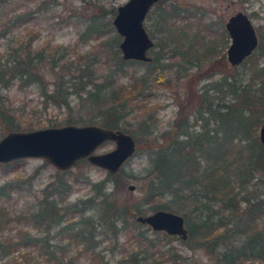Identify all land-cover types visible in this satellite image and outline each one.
I'll use <instances>...</instances> for the list:
<instances>
[{
	"label": "rangeland",
	"instance_id": "obj_1",
	"mask_svg": "<svg viewBox=\"0 0 264 264\" xmlns=\"http://www.w3.org/2000/svg\"><path fill=\"white\" fill-rule=\"evenodd\" d=\"M126 1L128 0H20V11H24V8L33 10L38 5L45 4L47 13L36 17L30 24L15 29L12 40L23 37L29 39V31H32L31 40L34 41L35 48H44L47 44L62 46L70 54L82 57H71L72 68L66 72L65 82L70 88L69 108L57 109L50 103H43L37 84L24 88L18 83H13L8 88L0 87V104L9 113L0 118V139L12 131L29 132L54 125L55 128L63 127L67 120L78 127L93 125L105 128L102 116L109 108L111 92L122 90V96L130 100L121 110L123 116L118 120L117 130L131 135L136 141L137 149L117 173L124 180L120 183L126 184L119 186L110 199H113L116 207L131 205L144 212L142 216H145L155 212L151 211L150 204L144 205L146 193L154 178L151 157L153 148L171 136L184 140L183 132L186 130L197 133L205 125L209 130L218 127L215 121L207 120L209 110L216 109L224 100H228L225 94L219 92L217 85L221 82L220 86L223 87L225 84L222 79L234 76L236 71L243 68L241 65L244 63L232 67L227 62L226 51L230 38L225 31V24L230 16L241 12L249 17L259 31L264 24V0L158 1L143 23L153 43L147 52L151 60L146 63L122 60L119 50L122 38L116 33L112 21L117 8ZM173 9H176L175 13H172ZM12 15L7 20L12 22ZM2 29L0 22V31ZM6 44L7 41L0 40V53H6ZM247 60L248 58L245 62ZM51 66L52 63L43 65L44 80L47 82L55 79L53 74L56 73V68L51 70ZM198 112L202 114L198 115ZM247 123L255 124L256 121L249 120ZM263 123L264 120L256 126L251 142L257 141L260 144L258 133ZM7 126L12 129L7 131ZM220 139L221 143L225 142L223 135ZM244 146L245 143L234 140L227 145V150L236 155ZM114 148L113 142H107L96 150V154H105ZM248 154L246 151L239 158L247 157ZM260 161L258 169L253 171L249 188L255 186L257 193L264 194V160L261 158ZM79 162L67 173H61L44 160L22 159L16 165L17 171L9 175L0 173V185L13 181L18 184L16 188L21 192L14 195L10 202L15 208L36 206L42 200L45 188L58 179L68 183V194L64 198L68 206L80 204L94 196L95 190L91 185L106 182L105 192L113 190L114 184L108 181L111 175L87 161ZM130 186L134 189L130 190ZM240 192L242 197L248 194L244 187ZM256 198L259 196L252 200L256 201ZM170 199L162 200L168 202ZM239 205L243 211L247 202H240ZM172 209L168 212L182 216L183 212L188 214L191 208L177 198L173 201ZM77 210L84 218H92L101 212L100 207L89 203L84 208L78 206ZM176 210L181 213H176ZM78 219L79 217H74L73 220ZM137 224L127 229L131 236L128 235L127 238L132 240V244L135 240L133 235L142 230L156 240L154 243L158 246L157 249L175 253L176 264H220L210 254L208 247L200 245L202 242L199 237L188 242L171 236L166 239L162 232H153L142 225L140 228V224ZM99 231L100 228L96 232ZM101 240L103 242L99 244L98 251L104 253L108 264H131V255L135 250L123 247L126 237L120 235L119 243H115L109 233L107 237L97 238L98 242ZM112 246H116V250L111 252ZM77 264L90 262L86 257L80 258Z\"/></svg>",
	"mask_w": 264,
	"mask_h": 264
},
{
	"label": "trees",
	"instance_id": "obj_2",
	"mask_svg": "<svg viewBox=\"0 0 264 264\" xmlns=\"http://www.w3.org/2000/svg\"><path fill=\"white\" fill-rule=\"evenodd\" d=\"M19 2L0 0V22L3 26L0 40L7 41L6 53H0V87L8 88L13 83H18L21 88L37 84L43 103H50L57 109L69 108L70 88L66 86V72L72 68L71 57L80 59L82 55L70 54L62 46L49 44L35 48L31 40L32 31H29V39L21 36L23 38L12 40L15 29L47 13L45 4L33 10L24 8L20 11ZM175 12L173 9L172 13ZM11 15L12 22L7 20ZM257 34L259 46L255 53L234 76L222 79L223 87L221 82L217 85L219 92L228 100L209 110L207 120L215 121L218 127L209 130L205 125L197 133L186 130L183 132L184 140L168 137L154 147L151 154L154 178L144 205L150 204L151 211H172L173 201L179 198L191 208L188 214L181 210L189 234L186 242L201 238L200 245L208 247L220 264H264V194L257 193L255 186L249 188L253 171L258 169L262 162L260 159L264 160V146L257 141L251 142L256 126L264 120V24ZM116 58H119L117 54ZM51 63V70L56 68L55 79L47 82L43 65ZM123 94L122 90L111 92L109 108L102 116L105 119L103 127L119 129L118 120L123 116L121 110L130 100ZM8 114L0 104V118ZM249 120L256 123H247ZM72 124L71 120L65 123L66 126ZM7 128V131L12 129ZM221 135L225 142L221 143ZM234 140L245 143L236 155L227 150V145ZM246 151L248 156L239 158ZM18 162L0 165V173L9 175L17 171ZM82 162L86 161L79 163ZM118 174L108 178L114 184L111 192H105L106 182L91 185L95 190L94 196L73 206L65 204L69 186L60 179L45 188L44 196L36 206L22 208L10 205L12 197L21 192L16 188L18 184L14 181L1 184L0 264H77L80 258L86 257L90 264H108L104 253L98 251L103 240L98 242L97 238L107 237L109 233L115 243H119L120 235L126 237L123 247L135 250L131 264H176V254L171 250L157 249L156 240L146 232L139 230L134 234L133 244L127 238V229L137 224L135 217L144 212L127 204L116 207L110 199L119 186L126 184L120 183L124 180ZM243 187L248 194L242 197L240 189ZM257 196L256 201L252 200ZM165 198L171 199L167 202L162 200ZM240 202H247L243 211L239 208ZM87 203L100 207V214L84 218L77 208L80 205L84 208ZM74 217L79 219L74 221ZM98 228L101 231L96 232ZM162 236L170 239L165 233ZM115 250L116 246L110 248L111 252Z\"/></svg>",
	"mask_w": 264,
	"mask_h": 264
},
{
	"label": "water",
	"instance_id": "obj_3",
	"mask_svg": "<svg viewBox=\"0 0 264 264\" xmlns=\"http://www.w3.org/2000/svg\"><path fill=\"white\" fill-rule=\"evenodd\" d=\"M159 0H128L117 8L112 21L116 33L122 38L119 50L123 61L149 62L148 50L153 43L143 26L150 9ZM230 38L226 51L227 62L232 67L240 66L253 55L259 46L257 31L249 17L241 12L230 16L225 24ZM259 141L264 146V123L259 127ZM107 142H113V151L96 154ZM137 144L131 135L119 130L99 126L67 125L29 132H8L0 139V165L22 159H41L59 172L72 169L79 161L106 171L114 176L123 164L136 152ZM130 190L134 187L130 186ZM135 221L153 232L165 233L187 241L189 234L181 215L158 210L150 215L137 216Z\"/></svg>",
	"mask_w": 264,
	"mask_h": 264
}]
</instances>
